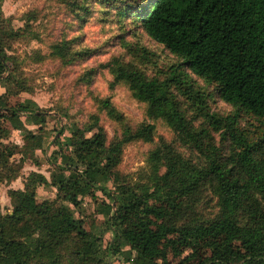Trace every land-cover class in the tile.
<instances>
[{
    "label": "trees",
    "instance_id": "obj_1",
    "mask_svg": "<svg viewBox=\"0 0 264 264\" xmlns=\"http://www.w3.org/2000/svg\"><path fill=\"white\" fill-rule=\"evenodd\" d=\"M79 1L68 4L82 20L90 0ZM113 1L118 19L127 18L132 30L140 29L177 60L156 76L135 68L121 72L135 91L132 97L147 103L152 124L128 129L111 143L95 116L83 128L68 126L67 158L75 175L57 184L54 199L40 203L37 189L48 184L41 174L31 173L23 190L8 191L12 210L0 212V264H111L124 248L141 264H158L167 261L169 252L179 257L202 242L209 264H264V0ZM5 33L6 25L0 27V42H6ZM72 47L74 40H63L50 50L73 61L91 55L88 50L72 55ZM133 51L142 60H154L150 50ZM16 69L7 53L0 55V81L15 85L0 97V185L19 179L26 160L39 166L36 153L44 146L36 133H44L47 117L29 102H19L28 90L12 77ZM192 76L212 87L233 112H213V95L201 91ZM105 109L106 115L121 119L110 105ZM199 118L205 127L195 126ZM23 119L37 132L28 130ZM246 119L255 123L243 125ZM158 121L197 157L185 158L160 141L148 153L140 180L130 183L117 171L123 147L131 141L153 144ZM93 127L97 130L86 135ZM12 131L23 133L22 146L8 142ZM57 132L53 145L60 150L48 157L53 166L65 126ZM110 180L121 185L111 191ZM97 193L110 202L105 225L112 238L106 248L100 237L83 231L74 214L84 199L96 200ZM207 209H212L210 216L201 212Z\"/></svg>",
    "mask_w": 264,
    "mask_h": 264
},
{
    "label": "rangeland",
    "instance_id": "obj_2",
    "mask_svg": "<svg viewBox=\"0 0 264 264\" xmlns=\"http://www.w3.org/2000/svg\"><path fill=\"white\" fill-rule=\"evenodd\" d=\"M61 3L65 5V9L62 11L60 8H57V13L60 15L59 20H54L52 22V28L48 32V36L52 37L51 40H48L45 37L47 42L48 49L50 46L56 42L63 41V37L67 34L74 33L72 40H74L75 46L91 45V47L86 50L91 53L86 59L82 60L84 63H88L94 59L95 55H104L106 52H103L102 49H107L112 46V41L114 39H119L121 43L125 40L132 39L133 37L139 36L140 43L142 47L150 50L154 53V60L148 61L146 58L142 61L146 65L151 66V71L154 72V76L158 75L159 72L165 70L166 67L174 65L177 63V60L174 56L170 55L163 47L151 42L140 29L132 30L134 27L133 24L127 21V18L118 19L117 9L113 0H100L96 4V0H90V5L88 7V13L83 14L82 20H77L75 13L78 12L75 8H72L68 2L69 0H60ZM83 4V0L79 1V5ZM15 9H12L10 12V18L15 22ZM11 50V49H10ZM8 55V54H7ZM47 55H50V51L47 52ZM15 63V58L13 62L9 63L10 67H18ZM60 66L49 63L47 65H41V71L38 72L33 68L29 75L23 80L26 85L27 93H22L19 95L18 100L20 103L26 104L29 102V105L35 111L43 114L46 119V125L44 126L45 131L42 134H38L37 128L32 126L28 120H25L29 130L36 133L38 139H43L44 142L43 149L38 151L36 155L42 161V169L44 171H51L50 165H47L46 159L52 156V153L58 151V146L53 145L54 135L59 137L60 134L57 132L65 126V133L60 137V144L62 146L61 153L59 154L58 161L56 162V167L54 168L51 176V184L57 186L59 182H65L69 177L75 175L74 172L70 171L73 166V163L70 161V158H67L68 154V140H69V127L75 124L76 126L83 128L86 124H93V121H89L91 116L82 117L79 123L69 122L63 119L58 112H52L48 107L47 103L49 101V96L45 88L37 83H34L35 80L39 78L42 72L44 71H56ZM87 78H91L90 73L85 74ZM193 81L196 86L201 89V91L212 94L209 105L211 110L219 115H228L233 112V108L226 103L222 102L215 94L212 87L206 86L203 81L192 76ZM98 83V81L94 82ZM115 104L117 110L115 111L121 117V119L129 121V124L126 126L124 131L118 132V125L115 119L108 117L106 113L101 115L99 119V124L105 131L107 136V143L113 141H118L122 139L123 136H126L124 133L126 130H136L142 123L152 124L146 118V109L142 108V103L136 101L132 95L129 94L128 90L125 88H119L116 90L114 96ZM16 101V100H14ZM111 106V105H110ZM86 115V111H85ZM94 116V115H93ZM246 120H242L243 125ZM250 123H255L252 119L248 120ZM155 125V136L153 144L143 143L141 141H131L124 145L123 152L121 156V163L117 168V171L122 175L127 177V180L130 183L138 182L139 176L142 169L146 165V158L148 153L153 149L154 145L164 141L167 144L173 145L178 151L183 154L185 158L196 159L197 154L192 152L187 148L180 147L179 143L176 140L174 134L167 128L161 121L154 123ZM195 126L205 127V121L202 118H199L195 122ZM68 127V128H67ZM215 137V140H218V136L211 132ZM23 133L13 131L9 142L11 144H17L18 146L23 145ZM35 155V156H36ZM20 157L16 156L15 161H19ZM53 159V158H52ZM28 166L34 167L35 164L31 160H26ZM57 166L61 167L63 170H58ZM28 172V171H27ZM121 185L119 182L118 185H115L112 180L107 184L108 188L113 191L114 188L118 189ZM19 186V185H17ZM8 187L5 185H0V212L2 214L10 213L8 209L12 210L11 201L8 197ZM55 191L52 189L39 190L37 194V201L40 203L43 200H50L55 198ZM109 200L105 199L101 193H97V199L91 200L86 198L83 200L81 208L79 210H74L75 218L82 221L83 231L86 232L89 236H97L102 239L103 248L107 247L108 242L112 238L110 231L106 229L105 220L107 218L106 209L109 204ZM203 215L210 216L212 209H207L201 211ZM126 248H124L125 250ZM127 250V249H126ZM209 251L205 248V242H202L199 246H196L191 249H184L182 254L179 257H174L170 252L165 263L159 262L158 264H209ZM142 260L137 257L135 254L126 251H122L115 257H112L111 264H141ZM66 264V263H65Z\"/></svg>",
    "mask_w": 264,
    "mask_h": 264
},
{
    "label": "clouds",
    "instance_id": "obj_3",
    "mask_svg": "<svg viewBox=\"0 0 264 264\" xmlns=\"http://www.w3.org/2000/svg\"><path fill=\"white\" fill-rule=\"evenodd\" d=\"M57 8L63 11L65 5L60 0H0V27L6 25V42H0V48L4 49L0 55L7 53L9 63L15 58L18 67L11 73L12 77L17 82L23 81L33 68L40 72L41 65L53 63L60 66L58 70L44 71L34 81L45 88L50 98L47 107L52 112H58L66 121L79 123L82 117L94 115L99 118L104 115L106 104L116 111V90L125 88L130 95H135L131 84L121 78V72L130 68L146 74L151 71V66L134 54V49L142 47L139 36L123 43L114 39L111 47L102 49L106 54L95 55L88 63L69 60L67 55L60 56L56 50H49L45 40V37L52 39L48 32L52 28V22L60 19ZM12 9H15V22L10 18ZM73 35L74 33L67 34L63 40L71 41ZM89 47L91 45H78L72 47L70 53L76 55ZM48 51H52L53 55H47ZM86 73L91 74L90 79L86 77ZM3 75L7 76L8 73L4 72ZM96 81L98 83H94ZM14 87L9 81H0V97L9 95ZM141 106L144 109L148 107L147 103ZM107 115L112 117L111 112ZM116 123L119 132L125 130L129 121L120 119ZM96 130L93 127L86 135L91 136ZM8 211L11 212V209Z\"/></svg>",
    "mask_w": 264,
    "mask_h": 264
},
{
    "label": "crops",
    "instance_id": "obj_4",
    "mask_svg": "<svg viewBox=\"0 0 264 264\" xmlns=\"http://www.w3.org/2000/svg\"><path fill=\"white\" fill-rule=\"evenodd\" d=\"M24 121V124H25V127L28 129L27 127V124L25 122V119H23ZM33 126V125H32ZM36 127V126H34ZM37 128V127H36ZM29 130V129H28ZM13 132V131H12ZM11 132V134H12ZM18 132V131H17ZM9 142V141H8ZM17 145V144H16ZM69 150V149H68ZM47 161V165H50L51 167V171H44V169H42L43 164L42 161L40 159H38V162H39V166L38 165H34V167H31V166H28L27 163H24L23 164V167H22V171H21V175L19 177V179H17L16 181L8 184V185H5L7 186L8 188V191L9 190H23V187H24V182L26 181V179L28 178V176L31 174V173H37V174H41L46 180H47V185L46 186H41V187H38L37 189V194L39 192V190H45V189H52L53 191H57V187L56 186H53L51 184V176H52V172L54 170V168L56 167V164H54V166L52 165V161L50 159H46ZM58 161V159H57ZM34 164V163H33ZM28 171V172H27ZM19 185V186H17ZM8 194V193H7ZM56 195V194H55ZM97 196V194H96ZM86 199H84L85 201ZM123 251V250H122ZM125 251V250H124Z\"/></svg>",
    "mask_w": 264,
    "mask_h": 264
}]
</instances>
